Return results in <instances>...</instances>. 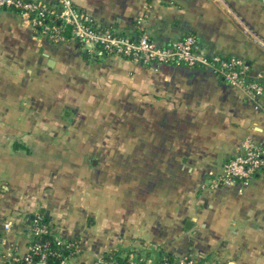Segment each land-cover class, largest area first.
<instances>
[{"label": "crops", "instance_id": "1", "mask_svg": "<svg viewBox=\"0 0 264 264\" xmlns=\"http://www.w3.org/2000/svg\"><path fill=\"white\" fill-rule=\"evenodd\" d=\"M73 2L98 27L159 46L193 35L264 85L263 0ZM245 139L264 143V94L206 68L53 43L0 10V262L28 252V218L43 209L57 235L79 240L70 264L143 245L264 264V172L217 183Z\"/></svg>", "mask_w": 264, "mask_h": 264}, {"label": "built area", "instance_id": "2", "mask_svg": "<svg viewBox=\"0 0 264 264\" xmlns=\"http://www.w3.org/2000/svg\"><path fill=\"white\" fill-rule=\"evenodd\" d=\"M56 1L57 4L52 5L43 0H35L34 2L0 0V10L17 13L27 20L39 35L48 38L53 43L68 41L64 27L70 26V36L74 41L82 43L83 46L101 47L109 55L122 56L143 64L187 65L210 69L218 76H224L227 83L245 89L252 97L258 98L264 94V85L260 83L259 79L250 76L249 63L234 56L205 55L199 51L197 39L193 35L185 36L165 46L157 45L146 34L138 38L128 35L118 36L115 34V30L95 25L87 13L75 6L73 0ZM33 11H37V15H33ZM57 13L63 27L45 22L48 15L50 17ZM262 172H264V143L259 144L252 139H245L241 150L224 165V172L217 183L241 182L248 184ZM10 227L9 223L5 224V230H9ZM29 229L31 237L48 232L47 226L36 227L35 229L29 226ZM65 241V239L58 237L59 244ZM37 250L41 251V246H38ZM14 251L11 250L7 256V260H11V264L18 261V258L14 257ZM45 255L38 264H49ZM197 261H199L197 257L187 255L181 257V260L174 264H194ZM105 263L104 255L95 262V264ZM150 263L151 260H146L144 257L138 258L134 254L130 255L128 260V264ZM26 264H32V262L28 261ZM60 264H70V260L65 258ZM162 264L170 263L164 262ZM203 264H217V262L208 258Z\"/></svg>", "mask_w": 264, "mask_h": 264}, {"label": "trees", "instance_id": "3", "mask_svg": "<svg viewBox=\"0 0 264 264\" xmlns=\"http://www.w3.org/2000/svg\"><path fill=\"white\" fill-rule=\"evenodd\" d=\"M25 1L34 2L35 0ZM32 14L37 15V11H33ZM45 22H48L57 27H63L61 19H58V13L55 15H51L50 17L48 15L45 18ZM64 31H66L65 36L67 40L74 41V39L69 34L70 26H65ZM115 34L118 36H124L122 35V33H119L117 31H115ZM75 42H77L78 46H83L82 43L78 41ZM99 48L102 51L103 55H109V53L104 51L101 47ZM222 78L226 80L224 76H222ZM28 222L32 229H35L36 227L47 226L48 232L40 233L31 237L29 242L30 248L25 255L21 256L16 251H14V257L18 258V261L15 262V264H26L28 261L32 262V264H38L44 254H46L45 258L47 263L60 264L65 258L71 260L80 252L78 239L66 240L64 243L61 244L58 243V237H62H60L53 231L52 226L50 225V218L46 215V212L43 209L40 210L37 214L33 215V217H29ZM1 237L2 235L0 234V247ZM141 243L144 242L141 241ZM38 246H41V251L37 250ZM143 246L145 248L133 246L128 248L113 249L104 254V261L106 262L105 264H128L129 257L132 254L136 255L138 258L144 257L146 260H151L150 264H162L164 262L174 264L181 260V257L174 255L171 252L165 251L161 247L148 248L146 247V245ZM207 259V257L202 258L194 264H203V262ZM0 264H11V260L0 262Z\"/></svg>", "mask_w": 264, "mask_h": 264}]
</instances>
